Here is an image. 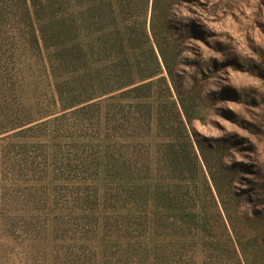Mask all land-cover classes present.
Listing matches in <instances>:
<instances>
[{"label": "trees", "instance_id": "obj_1", "mask_svg": "<svg viewBox=\"0 0 264 264\" xmlns=\"http://www.w3.org/2000/svg\"><path fill=\"white\" fill-rule=\"evenodd\" d=\"M192 2L0 0V264L10 241L48 264L75 230L63 264H264V219L192 126Z\"/></svg>", "mask_w": 264, "mask_h": 264}, {"label": "rangeland", "instance_id": "obj_2", "mask_svg": "<svg viewBox=\"0 0 264 264\" xmlns=\"http://www.w3.org/2000/svg\"><path fill=\"white\" fill-rule=\"evenodd\" d=\"M184 13L198 27L191 29L193 49L184 54L196 64L183 59L182 77L195 73L197 63L207 74L206 119L195 120L193 129L201 140L223 144L226 162L237 174L234 190L241 196V211L264 219V0H198ZM60 236H50L48 264H63L66 252L81 249L74 246L81 237L77 230L65 240ZM5 245L4 263L34 261L28 260L32 246Z\"/></svg>", "mask_w": 264, "mask_h": 264}]
</instances>
